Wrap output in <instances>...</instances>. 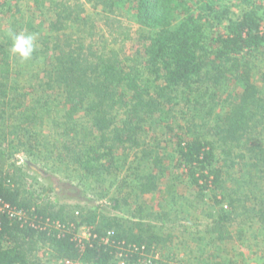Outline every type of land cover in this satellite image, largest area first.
Returning a JSON list of instances; mask_svg holds the SVG:
<instances>
[{"label":"trees","instance_id":"trees-1","mask_svg":"<svg viewBox=\"0 0 264 264\" xmlns=\"http://www.w3.org/2000/svg\"><path fill=\"white\" fill-rule=\"evenodd\" d=\"M87 1L102 5L111 13L115 6L114 0ZM122 1L133 3L136 9L133 19L138 25L154 30L141 67L136 62L137 65L125 68L116 54L110 58L111 53L99 55L93 45L75 46L76 41L70 36L65 40L56 38L53 44L56 56L49 68L44 63V92L59 93L70 108L62 117L61 107L53 118L63 129L61 140L57 139L63 154L90 177L113 165L117 149L122 147L140 149V162L151 161L155 147L149 144L142 149L140 140L148 121L163 118L167 104L182 105L192 112L193 118L201 119V124L192 123L199 127L192 138L176 134L173 157L177 168L199 189L201 198L206 191H219L214 195L219 211L208 225L209 234L220 242L232 239V218L238 214L237 209L253 201L259 206L256 217L264 233V199L247 194L249 191L242 188H238L233 198L223 187L224 168L239 164L248 169L249 190L253 193L259 185L255 179L264 178V90L255 81L256 77L264 80L261 6L254 7L252 0H242L252 8L236 17L229 0ZM14 4L18 6L19 1L0 0V21L7 19ZM84 6L82 0H63L57 4L53 28L60 32L81 23ZM35 26L34 22H25L20 28L34 32ZM4 35L6 40L0 41V198L26 212L31 219L36 217L37 222L1 216L0 264H47L34 256L39 241L49 242L59 260L81 264H135L146 260L144 255L153 253L154 244L161 243L152 225L146 228L140 222L125 230L115 218L99 224L96 216L78 221L75 215L54 213L49 205L42 206L27 196L22 182L23 167L13 163L10 167L15 170H6L17 146L28 145L27 153L40 148L39 136H34L32 130L42 125L47 114L54 110L49 98L44 103L40 99H26L29 94L24 92L23 83L17 81L22 77L20 59L11 55V40L7 33ZM42 43L49 53L52 47L49 48L48 40L44 38ZM40 57L36 49L32 60L42 65ZM233 80L240 86L236 94L228 91ZM227 96L234 100L228 102ZM224 100L230 103V109L221 114L219 108ZM14 101L20 108L11 106ZM114 112H118V119ZM8 121L12 124L8 125ZM168 131H174V127H168ZM10 135L16 139L7 142ZM24 137L28 140L24 141ZM161 163L162 159L156 156L155 166ZM136 183L140 184L141 193L148 194L156 188L157 176L153 171L139 174ZM128 184L132 182L123 180L120 186ZM46 191L57 190L54 187ZM115 203L117 210L120 203L117 199ZM47 220L53 225L60 222V228L46 227L42 223ZM83 223L95 227L89 240L75 238ZM137 227L134 234L132 231Z\"/></svg>","mask_w":264,"mask_h":264},{"label":"rangeland","instance_id":"rangeland-1","mask_svg":"<svg viewBox=\"0 0 264 264\" xmlns=\"http://www.w3.org/2000/svg\"><path fill=\"white\" fill-rule=\"evenodd\" d=\"M18 1L19 5L14 4L13 11L7 19L0 21V41L6 40L4 34L9 29L19 32L23 30L20 27L25 22H34L36 31L33 33L38 35L37 50L40 51L39 61L42 65H38L37 61L32 59L19 60L22 77L17 81L23 83L24 92L29 94L26 99L30 98L34 101L40 99L44 103L49 98L51 100L49 105H52L51 109L54 110L47 114L42 125L40 124L32 130L34 136L36 134L39 136L37 142H39L40 148L36 147L32 153L30 151L27 153L28 145L17 146L16 155L6 164V170L12 172L15 170L14 167H10L13 163L18 167H23L22 173L25 177L22 182L25 185L27 196L42 206L49 205L54 213L75 215L78 221H82L88 216H96L99 224H105L115 218L123 223L125 230L140 222L146 228L152 225L154 233L161 237V243L154 244L153 253L144 255L146 260H138L135 264H149L150 261L153 264H216L217 262L264 264V233L256 217L259 206L257 207L255 201L248 202L245 208L237 209L238 214L232 218L230 227L232 239L220 242L209 234L208 225L219 211L214 199V195L219 191H206L204 197L201 198L199 189L190 184L189 179L177 168L176 160L173 157L178 140L176 134L192 138L199 130V127H195L192 123L196 121L197 124H201V119L193 118L192 112L182 105L171 107L167 104L164 106L163 118L161 117L157 121H148L140 140L143 143L142 149L148 147L149 144L155 147L151 161L140 162V149L122 147L117 149L119 151L116 153L117 159L113 165H108L103 172L96 173L95 177H90L63 154L61 144L57 141V139L61 140L60 132L63 129L57 126L56 118H53L56 116L55 114L58 115L57 112L61 107L63 109L60 113L62 117L70 108L65 104V101L63 103V97L59 93L49 95L47 91L44 92L42 85L46 74L45 68H43L44 63L45 67L49 68L50 61L54 60V56H56L53 49L56 38L61 37L60 39L65 40L70 36L72 40L76 41L75 46L80 43H84L85 46L93 45V50L97 51L99 55L111 53L108 54L110 58L116 54V58L125 68L137 65L136 62L141 67L143 58L146 57L150 47L154 30L143 28L135 22L133 17L136 9H133V3L114 0L115 6L111 13L106 11L102 5H94V2L82 0L85 6L84 12L80 16L81 23H76L75 26L70 25L65 31L59 32L53 28V20L56 19V5L63 0ZM229 2L233 4L232 8L236 17L241 16L244 11L250 10L251 6L255 7L256 4L261 6L259 15L264 24V0H252L251 6L242 0H229ZM17 9L18 12L15 13ZM176 18H180L178 14H176ZM44 38L48 40L49 48L52 47L49 53L44 51L42 43ZM14 58L16 57L14 56ZM35 74H38V77ZM255 81L264 90V80L256 77ZM229 85V93L236 94L239 91L237 88L240 86L236 80L231 81ZM222 98L225 99L226 95H223ZM233 100L234 97L228 98V102ZM11 103H13L12 107H19L15 104L17 102ZM227 104L225 100L224 103L222 102V106L219 108L221 114H226L229 111L230 103ZM117 113L114 112L113 116L118 119ZM7 123L8 125L12 124L9 121ZM168 127H174V131H168ZM9 131L11 129H8L7 133ZM24 133L25 131L22 136ZM13 138L16 139L14 135H10L7 142ZM23 140L27 141L28 137H24ZM237 150L238 148L235 150V154H238ZM21 156H29V160L42 171L44 177L24 166L25 164L20 160ZM156 156L162 159V163L158 167L154 164ZM127 157V163L124 164ZM151 171L157 176L156 188L148 194H143L140 191V184H135V182L139 174L147 175ZM249 179L248 169L244 164H239L234 168H224L223 180L225 183L223 187L233 195V198L236 196L238 188H242L241 190L249 191L247 194L253 196L257 194L264 199V178L255 179L258 180L259 185L255 186L254 193L249 190L251 189ZM123 180L132 182V184L121 187ZM54 187L57 190L55 193L46 191L47 188ZM116 199L120 203V208L117 210L114 209ZM225 204L228 205V203ZM98 205L101 207L97 208ZM28 219L33 223L37 222L36 217L33 219L28 217ZM54 224L50 220L44 222L46 227L59 228L60 222ZM94 228L83 223L77 229L75 238L89 240ZM137 231L138 227L132 232L135 234ZM107 241L108 239H106ZM36 247L34 252L36 259L47 264H64L63 260L57 258L49 242L39 241Z\"/></svg>","mask_w":264,"mask_h":264},{"label":"clouds","instance_id":"clouds-1","mask_svg":"<svg viewBox=\"0 0 264 264\" xmlns=\"http://www.w3.org/2000/svg\"><path fill=\"white\" fill-rule=\"evenodd\" d=\"M8 38L11 40L10 53L22 61L31 60L37 49L38 35L33 32L21 30L19 32L9 29Z\"/></svg>","mask_w":264,"mask_h":264},{"label":"built area","instance_id":"built-area-1","mask_svg":"<svg viewBox=\"0 0 264 264\" xmlns=\"http://www.w3.org/2000/svg\"><path fill=\"white\" fill-rule=\"evenodd\" d=\"M3 215H7L9 216V218H12V219L18 218L20 220L22 219L26 220V218H28L26 212L12 207L10 204H8L7 202H5L4 200L0 198V219H1V216ZM42 224L44 225V223ZM0 225H1V221H0ZM59 228H60V225H59ZM63 263L64 264H80V262H73L71 260H63Z\"/></svg>","mask_w":264,"mask_h":264},{"label":"water","instance_id":"water-1","mask_svg":"<svg viewBox=\"0 0 264 264\" xmlns=\"http://www.w3.org/2000/svg\"><path fill=\"white\" fill-rule=\"evenodd\" d=\"M21 161L27 165L29 170L33 171L34 173H38L44 177V174L42 173V171L35 164L29 161L26 156H21Z\"/></svg>","mask_w":264,"mask_h":264}]
</instances>
